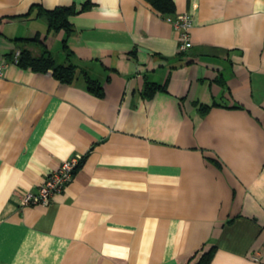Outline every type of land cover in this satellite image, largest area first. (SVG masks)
I'll list each match as a JSON object with an SVG mask.
<instances>
[{
  "label": "crops",
  "instance_id": "0c3cea01",
  "mask_svg": "<svg viewBox=\"0 0 264 264\" xmlns=\"http://www.w3.org/2000/svg\"><path fill=\"white\" fill-rule=\"evenodd\" d=\"M171 1L0 0V264H186L210 248L208 264H262L264 0ZM58 7L68 31L48 27ZM183 12L179 53L165 17ZM22 51L76 74L11 63ZM72 156L62 193L21 205Z\"/></svg>",
  "mask_w": 264,
  "mask_h": 264
},
{
  "label": "built area",
  "instance_id": "2783aa9c",
  "mask_svg": "<svg viewBox=\"0 0 264 264\" xmlns=\"http://www.w3.org/2000/svg\"><path fill=\"white\" fill-rule=\"evenodd\" d=\"M165 20L172 26L177 34L179 53H183L191 48L189 29L192 24V16L188 12L176 14L174 16H166ZM18 52L11 59V63H16ZM10 61L4 57H0V77L5 74ZM80 163V157L72 156L59 163L56 169L50 171L38 186L35 193L27 192L21 198V205L24 206H46L51 198L64 191L65 187L72 181L75 170ZM264 255V254H263ZM255 260H260L259 256L254 257ZM264 264V260L262 262Z\"/></svg>",
  "mask_w": 264,
  "mask_h": 264
},
{
  "label": "trees",
  "instance_id": "16d2710c",
  "mask_svg": "<svg viewBox=\"0 0 264 264\" xmlns=\"http://www.w3.org/2000/svg\"><path fill=\"white\" fill-rule=\"evenodd\" d=\"M148 2L161 14L170 12L173 8L171 0H148ZM72 13L69 7H58L45 12V16L50 29L64 28L66 31L70 29L68 17ZM13 57V55H12ZM12 59V58H11ZM16 64L21 66H29L33 70L40 72L52 71V75L57 79L69 82L76 74V67L73 64L59 65L56 64L51 54L44 52L39 57H32L27 51L19 52ZM88 89L95 93H100V85L95 80L87 77ZM154 89V85L147 86L145 92L150 94ZM213 254V248L207 251L196 253L189 258L186 264H208Z\"/></svg>",
  "mask_w": 264,
  "mask_h": 264
},
{
  "label": "rangeland",
  "instance_id": "374dc122",
  "mask_svg": "<svg viewBox=\"0 0 264 264\" xmlns=\"http://www.w3.org/2000/svg\"><path fill=\"white\" fill-rule=\"evenodd\" d=\"M19 54V53H18Z\"/></svg>",
  "mask_w": 264,
  "mask_h": 264
}]
</instances>
